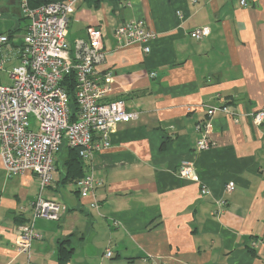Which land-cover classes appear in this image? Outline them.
<instances>
[{
  "label": "crops",
  "instance_id": "crops-1",
  "mask_svg": "<svg viewBox=\"0 0 264 264\" xmlns=\"http://www.w3.org/2000/svg\"><path fill=\"white\" fill-rule=\"evenodd\" d=\"M17 2L0 0V19L10 9L23 18ZM132 19L156 33L148 53L139 44L118 46L112 36L116 24ZM11 24L0 33L19 26ZM88 26L103 31L98 73H113L105 100H123L138 119L118 124L109 146L82 160L83 174L101 180L85 198L81 177L65 179L66 149L55 155L42 196L62 210L57 220L34 219L40 238L28 252L15 239L31 220L39 182L29 171L6 177L0 161V264H57L60 242L71 248L69 264H264V121L251 118L264 110V0L245 7L239 0L78 3L71 46L86 40ZM200 26L208 36L191 38ZM203 134L211 145L199 150ZM184 162L199 181L178 176ZM228 182L233 189L225 193Z\"/></svg>",
  "mask_w": 264,
  "mask_h": 264
},
{
  "label": "built area",
  "instance_id": "built-area-1",
  "mask_svg": "<svg viewBox=\"0 0 264 264\" xmlns=\"http://www.w3.org/2000/svg\"><path fill=\"white\" fill-rule=\"evenodd\" d=\"M76 2L53 1L31 7L27 0H18L20 14L27 20L20 42L15 36L0 33V71L7 67L9 80L3 84L0 79V161L6 177L29 171L39 182L31 220L19 227L15 239L20 252H28L31 240L40 238L33 229L34 219L57 220L60 216L62 204L44 198L42 192L53 181L54 159L61 147L75 148L82 160L90 161L96 151L109 146L108 136L113 128L138 119V113L128 110L123 100H105L113 88V73L97 71L105 59L102 29L88 26L86 40L76 39L72 46L69 44L68 26ZM239 4L245 7L248 0H239ZM176 14L182 16L180 11ZM208 34L207 26L189 32L195 40ZM112 36L118 46L139 44L148 53L149 42L156 33L146 27L143 19H132L116 24ZM70 73L74 75L78 108L74 121H70L69 99L61 84ZM220 109L228 112L225 106ZM215 110L209 107L207 115L211 116ZM29 116L36 119V130L30 129ZM251 118L255 125H260L264 110L252 113ZM210 145L205 134L197 141L199 150ZM178 176L199 181L190 162L181 165ZM78 183L80 196L85 198L101 180L88 170ZM232 189V182L225 184V193ZM201 193H208L204 185ZM92 205L96 206L95 202ZM250 246L255 247L256 242ZM110 255L107 249L105 256Z\"/></svg>",
  "mask_w": 264,
  "mask_h": 264
},
{
  "label": "trees",
  "instance_id": "trees-1",
  "mask_svg": "<svg viewBox=\"0 0 264 264\" xmlns=\"http://www.w3.org/2000/svg\"><path fill=\"white\" fill-rule=\"evenodd\" d=\"M53 1H66V0H27L29 6L35 7L41 4L53 2ZM105 1H117V0H77L75 4L76 5L82 4L85 5L88 8L91 9H97L101 5V3ZM17 29V28H16ZM16 29H10L6 30V34L11 37L14 35ZM66 90V93L68 95V106H69V116L70 121H74L76 118L77 113V104L74 96L75 92V83H74V75L73 73H70L66 75L61 83ZM61 148L66 149L67 152V158L65 160V166H66V176L65 179L67 181H71L75 178H80L83 176L82 172V159L78 156L77 150L75 148L68 147L66 145H63ZM57 264H69L70 260V254H71V248H66L63 246V242H60L58 244V250H57Z\"/></svg>",
  "mask_w": 264,
  "mask_h": 264
},
{
  "label": "rangeland",
  "instance_id": "rangeland-1",
  "mask_svg": "<svg viewBox=\"0 0 264 264\" xmlns=\"http://www.w3.org/2000/svg\"><path fill=\"white\" fill-rule=\"evenodd\" d=\"M7 20L11 21V23H12L11 26H13V27H15L17 25V23H18L19 26L16 29L14 34H15L16 41L20 42V40H21V38H22V36L24 34V28H25V24H26V19L19 17V14H18L17 10L10 9L9 12L4 15V19H0V30L1 29L3 30L5 21H7ZM7 25L9 26L10 23H7ZM7 69L8 68L6 67V68H4L3 71H0V79H1V82L3 84L9 83L8 76H7ZM29 124H30V129L31 130H36L37 122H36V119L33 116H29ZM62 150H63V148H61L60 151L58 152L57 158H60ZM57 164H58V167L61 166L60 161H58Z\"/></svg>",
  "mask_w": 264,
  "mask_h": 264
}]
</instances>
